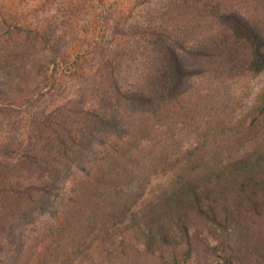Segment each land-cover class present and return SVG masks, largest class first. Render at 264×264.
<instances>
[{
	"label": "trees",
	"instance_id": "1",
	"mask_svg": "<svg viewBox=\"0 0 264 264\" xmlns=\"http://www.w3.org/2000/svg\"><path fill=\"white\" fill-rule=\"evenodd\" d=\"M248 2L213 6L215 32L192 41L154 33L131 66L112 58L38 111L22 162L34 199L6 226L0 264H24L42 218L49 240L30 264H264V85L233 116L236 89L264 71V0ZM181 125L199 132L172 158ZM154 173L165 181L140 200Z\"/></svg>",
	"mask_w": 264,
	"mask_h": 264
},
{
	"label": "rangeland",
	"instance_id": "2",
	"mask_svg": "<svg viewBox=\"0 0 264 264\" xmlns=\"http://www.w3.org/2000/svg\"><path fill=\"white\" fill-rule=\"evenodd\" d=\"M248 1L0 0V239L16 212L34 199L21 195L34 170L22 162L30 159L26 145L37 134L32 125L40 109L48 111L75 98L93 76L106 74L104 67L112 58L121 67L131 66L148 50L154 33L184 34L192 41L193 36L215 32L213 6L219 10L242 4L243 11L255 12ZM263 85L264 71L236 89L233 116L246 111ZM181 127L176 135L180 141L169 150L172 158L193 144L196 135L197 130ZM158 129L157 135L165 127ZM164 181L162 173L151 174L140 200ZM46 223L42 218L25 229L28 237L20 256L24 264H30L49 240ZM0 246L4 251V244ZM215 258L207 260L215 263Z\"/></svg>",
	"mask_w": 264,
	"mask_h": 264
}]
</instances>
